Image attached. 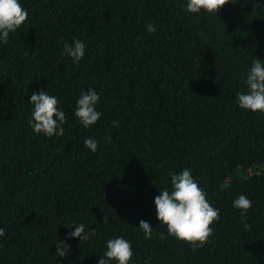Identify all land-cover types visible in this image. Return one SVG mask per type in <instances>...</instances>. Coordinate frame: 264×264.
<instances>
[{
	"label": "trees",
	"instance_id": "16d2710c",
	"mask_svg": "<svg viewBox=\"0 0 264 264\" xmlns=\"http://www.w3.org/2000/svg\"><path fill=\"white\" fill-rule=\"evenodd\" d=\"M21 5L26 21L0 43V264H97L114 236L131 242L132 264H264V114L235 100L264 60V0H229L216 14L186 12V0ZM73 38L86 44L78 64L62 55ZM89 87L102 116L85 128L73 112ZM41 90L65 112L61 137L28 123ZM183 168L219 209L196 249L167 234L154 205L169 170ZM241 194L252 201L243 216L232 206ZM70 221L89 239L68 238Z\"/></svg>",
	"mask_w": 264,
	"mask_h": 264
},
{
	"label": "clouds",
	"instance_id": "9594fccd",
	"mask_svg": "<svg viewBox=\"0 0 264 264\" xmlns=\"http://www.w3.org/2000/svg\"><path fill=\"white\" fill-rule=\"evenodd\" d=\"M229 0H186L185 11L190 13H217ZM27 9L21 5V0H0V43L7 44L11 32L17 31L27 18ZM145 30L149 33L156 32L153 23H147ZM86 44L79 38H73L71 43L63 44L62 55L71 58L78 64L85 56ZM259 58H254L246 73L244 83L246 91L236 93V103L241 109L252 113L264 114V63ZM74 116L88 128L94 125L102 116L97 110L99 94L89 87L82 90L76 99ZM32 106L31 119L28 121L33 133L43 134L46 137H61L64 135L63 125L66 122L64 110L58 105L55 95H50L46 90L34 92L29 98ZM118 126V122H111ZM84 146L95 152L98 142L91 136L84 139ZM170 188L159 189V194L154 197L156 217L159 225L166 226L167 234L180 241H185L193 249L204 246L213 229L211 225L219 219V209L211 205L206 198V193L199 186L192 175V169L183 168L180 171L169 170ZM252 201L241 194L232 201V206L240 210L241 216L245 215L251 207ZM103 223H108V217L103 215ZM74 229L66 234L68 238H80L81 241L89 239L85 231V224L70 221ZM138 228L143 231L146 239L153 237L154 228L149 222L141 219ZM95 234V229H91ZM5 235L0 227V237ZM163 238V233L159 234ZM63 241L55 242L57 256L63 257L66 253ZM133 248L131 242L123 236H114L106 241L104 251L97 264H132ZM145 264H148L147 260Z\"/></svg>",
	"mask_w": 264,
	"mask_h": 264
}]
</instances>
